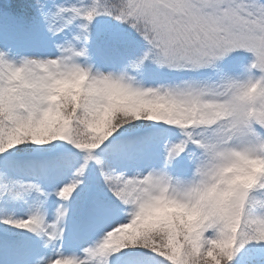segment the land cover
Masks as SVG:
<instances>
[{
    "label": "clouds",
    "instance_id": "clouds-1",
    "mask_svg": "<svg viewBox=\"0 0 264 264\" xmlns=\"http://www.w3.org/2000/svg\"><path fill=\"white\" fill-rule=\"evenodd\" d=\"M194 2L190 38L178 43L210 49L214 55L200 69L216 73L215 79L144 88L129 64L102 71L91 63L89 34L84 39L80 32L75 45L57 46L55 58H11L0 50V110L9 102L22 110L34 92L55 95L65 85L99 95L119 94L111 83L118 80L120 87L148 92L146 98H152L153 90L160 95L182 92L184 102L166 104L160 114H171L184 125L192 146L191 174L174 177L167 171L172 162L152 170L158 178L146 186H130L132 199L124 212H135V202L150 197L151 208L171 210L174 221H183L182 230L189 237L183 252L189 264H234L248 246L264 247V0ZM239 34L253 38L252 48L221 54L224 38ZM237 51L249 53L251 59L238 72H225L221 63ZM74 132L81 139L88 135L79 124ZM198 222L204 223V231L196 240L191 233ZM153 238L161 251L171 254V249L162 247L167 242L163 236ZM209 252L213 258L207 256Z\"/></svg>",
    "mask_w": 264,
    "mask_h": 264
},
{
    "label": "snow or ice",
    "instance_id": "snow-or-ice-1",
    "mask_svg": "<svg viewBox=\"0 0 264 264\" xmlns=\"http://www.w3.org/2000/svg\"><path fill=\"white\" fill-rule=\"evenodd\" d=\"M78 3L79 6L73 4L58 7L50 17H46L48 30L57 35L79 20L80 32L87 39L88 25L97 16L111 17L129 26L146 44L143 54L129 63L133 71L138 70L145 61L169 69L197 70L214 55L208 48L178 43L184 37L190 38L197 10L194 0H78ZM80 38V35L74 37ZM253 43V38L247 35L225 37L221 54L237 47L251 49ZM111 83L118 88L119 94L105 91L103 95H99L82 91L78 86L65 85L55 95L34 92L22 110L14 102L7 103L0 110V166L7 167L9 157L15 154L13 150L19 151L21 145L31 144L41 150H44L43 146L49 145L63 149L65 145L62 143L53 145V142L63 141L78 151L69 150L66 154H61L70 176L69 181L54 193L57 199L62 202L70 200L82 185L86 171L94 164L108 191L118 202L114 208L92 205L86 209L87 216L97 221L98 238L95 242L89 241L91 246L83 249V259L58 255L49 259L48 264H118L124 257L140 258L149 254L154 264H189L190 258L183 252L184 242L189 237L182 230L183 221L179 218L174 221L171 210L151 208L149 197L135 202L136 211L127 212L128 220L122 218L124 209L132 199L130 186H146L158 177L149 171L147 175L137 174L129 179L118 174L108 163L120 152L124 134L137 127L138 121L152 122L151 125L140 127L155 129L163 123L181 130L183 139L163 145L164 167L187 152L191 142L186 139L184 125L179 119H173L171 114H160L166 104L183 103L184 94L170 91L167 95H160L153 90L152 98H146L150 95L148 92L120 87L118 80ZM77 124L88 133L85 139L75 134ZM136 139L143 140L145 136H138ZM13 187L18 190L12 191L5 185L4 194L12 198L33 191L43 195L36 184H13ZM119 205L126 207L120 208ZM66 212L61 204L56 209L52 224L45 223L39 209L26 219L2 217L0 223L45 236L48 242H52L63 236L61 225ZM114 230L120 235L116 236ZM203 231L204 223L198 222L191 236L199 240ZM154 235L164 237L167 242L162 247L165 250L171 249V254L161 251ZM135 249H142L143 252L130 251ZM207 256L213 258L211 252Z\"/></svg>",
    "mask_w": 264,
    "mask_h": 264
},
{
    "label": "rangeland",
    "instance_id": "rangeland-1",
    "mask_svg": "<svg viewBox=\"0 0 264 264\" xmlns=\"http://www.w3.org/2000/svg\"><path fill=\"white\" fill-rule=\"evenodd\" d=\"M73 4L79 6L78 0H0V50L7 51L11 58H55L58 55L57 46L76 44L74 37L80 33L81 21L77 20L61 33L53 35L48 30L46 17H50L58 7ZM88 34L90 62L102 71L122 69L146 50V44L138 34L111 17L97 16L88 25ZM250 59L249 53L237 51L224 60L220 68L225 72H238L241 65ZM133 74L144 88L206 81L215 79L217 75L208 69L158 67L151 61H145ZM136 124L139 127H135L137 133L131 130L125 133L120 152L108 162L118 174L129 179L137 174L146 175L149 171L164 168L163 145L183 139L181 130L173 126L160 123L153 129L140 127L151 125L152 122L138 121ZM164 129L167 131H162ZM138 136H145V139L137 140ZM58 143L65 147L56 149L49 145L43 146L44 150H41L31 144L21 145L19 151L13 150L15 154L9 157L7 167L0 166V218L26 219L39 209L45 223L52 224L56 209L63 204L67 210L61 225L63 236L48 242L45 236L0 223V264H48L49 259L58 255L83 259V249L91 246L89 241L95 242L98 238L97 221L87 216L86 209L92 205L113 208L118 205L94 164L90 165L82 185L70 200L62 202L57 199L54 193L69 181L70 176L61 154L69 150L78 151L63 141L53 142V145ZM191 151L192 146L189 145V150L173 161L167 171L174 177H189L192 171L189 159ZM21 183L36 184L43 195L33 191L12 198L4 194L5 185L16 191L18 189L13 184ZM126 216L127 212L122 213L123 219ZM130 251L143 252L142 249ZM150 256L124 257L118 264H137L138 259L139 264H154ZM234 264H264V247L248 246Z\"/></svg>",
    "mask_w": 264,
    "mask_h": 264
}]
</instances>
